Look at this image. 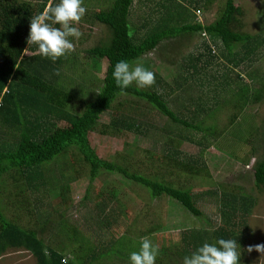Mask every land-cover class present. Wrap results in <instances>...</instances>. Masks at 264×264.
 Returning a JSON list of instances; mask_svg holds the SVG:
<instances>
[{"label":"rangeland","instance_id":"obj_1","mask_svg":"<svg viewBox=\"0 0 264 264\" xmlns=\"http://www.w3.org/2000/svg\"><path fill=\"white\" fill-rule=\"evenodd\" d=\"M160 1L166 2L134 0L129 25L132 34H136L138 25L145 22L149 26L152 20L159 17L160 8L157 2ZM109 3L110 0H83L87 13L78 25L83 35L78 40L70 38L75 50L64 57L65 60L57 71V82L64 85L65 89L75 90L76 93L82 92L80 89L87 86L93 89L103 77L107 61L88 55L86 49L104 43L109 38L106 26L90 19L92 12ZM235 3L241 10L240 30L253 35L256 41L263 40L259 47L257 45L255 51L245 58L242 47L238 44L234 51H238V56L243 59L237 66L234 67L225 59L227 54L219 41H210L214 45L213 54L216 57L206 63L208 57L204 54L200 61H196L198 67L195 71L188 66L183 68L189 57L204 52L202 41L208 36H204V33L185 34L162 41L154 50L130 65L135 67L142 64L153 71L155 90L163 94L176 114L183 116L191 124L201 123L203 120V124L213 122L222 128L227 126L230 114L237 112L235 123L225 129V141L204 131H196L175 123L147 101L132 95H121V107L105 112L100 121L108 124L114 115L120 117L121 114H134L133 119L144 121L138 131L125 127L124 123L120 125L125 129L121 133L108 129L112 133L91 132L88 135L91 147L101 159H112L117 153L131 154L139 162L141 172H161L176 185L191 186L197 196L196 205L202 215L197 217L189 213L178 201L166 195L152 199L142 185L126 182L119 175L103 169L90 183L86 168L77 165L74 172L78 178L69 182L65 204L57 193L58 188L47 190L42 199L38 210L50 213L49 223L44 225L39 217L40 211L30 205L31 215L22 210L18 213L24 226L35 228L45 243L50 242L54 246L68 244L66 224L62 227L63 234H59L58 222L61 218L69 220V223L77 222L79 233L90 243H97L98 240L105 242L110 237L117 238L127 234L124 238L130 239L132 243L129 245L125 240L122 245H117L121 252L127 254L139 250L137 239L148 238L159 247L177 245L181 248L182 236L186 229H207L213 233L221 226H228L233 230L231 234L244 238L238 250L241 254L240 264H264V258H261L259 252L247 251L249 245L264 243V189H258L253 178L254 168L264 155V0H235ZM202 6H197L199 10L190 7L195 13L194 20L205 24L215 17L217 0L207 9ZM144 30L145 28H142L138 35L142 36ZM31 54L33 52L28 50L24 55ZM73 59L75 61L71 62ZM227 73L234 79L235 73L241 75L240 80L230 82L232 91L236 92L238 87L243 85L245 87L241 94L228 92L225 96L227 107L218 110L220 106L216 103L222 99V89L219 87L224 85L222 80ZM226 90L229 91L230 88ZM235 102L242 110L238 111L232 106ZM211 112L213 115L207 117ZM110 125L112 124L107 126ZM245 133L247 134L243 135ZM171 150L177 151L180 158L198 160V164H205V168L197 175H190L170 166L168 155ZM77 155L75 152L71 153L70 160H78ZM150 155L153 156L152 159L149 158ZM55 172L57 168L54 169V174ZM112 180L115 181L114 184L103 193V186L110 184ZM112 189L119 191L121 203L110 195ZM85 194L88 198L84 197ZM28 196L32 197L30 194ZM223 196L229 200H232L233 196L237 198L235 206L238 215L232 217L229 222H226L222 212L226 210L223 207ZM240 196L248 201L242 204ZM245 207L248 210L243 212ZM111 208L115 213L113 215H110ZM98 213L100 216L108 213L110 223L96 226ZM151 229L152 232L149 231ZM75 244L70 242L69 246L74 247ZM69 246L65 249L67 252ZM174 258L175 261L168 259L160 264H182L183 257ZM100 261L104 264H130V258L118 259L113 254L103 256ZM0 264H36V260L29 251L9 248L0 256Z\"/></svg>","mask_w":264,"mask_h":264},{"label":"trees","instance_id":"obj_2","mask_svg":"<svg viewBox=\"0 0 264 264\" xmlns=\"http://www.w3.org/2000/svg\"><path fill=\"white\" fill-rule=\"evenodd\" d=\"M201 1L157 2L160 8L159 17L152 20L149 26L143 20L144 23L135 29L136 34H132L129 28L134 0H110L107 6L92 12L90 19L104 24L109 31V38L104 43L86 49V53L100 60L105 59L107 66L103 77L98 81L101 82L100 86H98L99 83L93 89L87 86L80 89L82 92L76 93L75 90L65 89L64 85H59L57 82L59 76L57 71L65 60L64 57L53 62L50 58L38 54L37 45L29 48L33 54H23L24 49L28 47L26 37L30 31V18L41 13L49 0H0V256L7 249L15 248L29 251L35 258L36 264H104L100 259L110 254L118 259L130 258V254L121 252L120 247H117L125 240L129 245L132 243L130 239L124 238L128 236L127 234L117 238L110 237L105 242L98 240L97 243H90L85 241V237L79 233L77 222L69 223V220L61 218L58 222L59 234H63L62 227L66 224L68 244L54 246L50 242L45 243L38 236V230L24 226L20 222L18 213L22 210L27 215H31L30 205L38 210L49 189L52 191L58 188L57 193L65 204L69 182L78 178L77 173L74 172L77 165H83L86 168L90 183L103 169L119 175L126 182L142 185L152 199L166 195L178 201L189 213L197 217L202 215V211L196 205L197 196L191 186L176 185L161 172L152 171L150 174L141 172L139 162L131 154L117 153L112 159H101L88 139L91 132L107 134L112 133L108 130L112 129L121 133L125 131L120 127L124 123L125 127L138 131L144 125V121L133 119L134 114H121L120 117L114 115L108 124L100 122L105 112L121 107V95H132L147 101L175 123L196 131H204L212 137H219L225 141V129L235 123L234 118L237 112L230 114L227 126L222 128L213 122L203 124V120L200 121L201 123L191 124L183 116L176 114L169 107L163 94L155 90L153 86L140 89L134 83L122 92L116 86L112 75L116 62L125 60L133 65L162 41L185 34L208 35L207 39L202 41L204 52L189 57L187 64L182 66L183 68L188 66L194 71L198 67L196 61H200V57L204 54L208 57L206 63L215 57L214 45L210 41L221 43L228 61L234 67L262 43L263 40L256 41L253 35L240 30L241 10L235 0H217L215 17L205 24L194 20L195 13L190 6L199 10L197 6L201 7L202 4V7L207 9L216 0ZM52 2L55 5L60 0H52ZM87 3L89 4L88 1ZM142 28H145L144 34L139 36ZM238 44L242 47L245 55L243 57L238 56V51H234ZM74 61V59L71 60V62ZM234 77L240 80L241 75L235 73ZM235 79L231 74L224 75L222 80L224 85L221 87L222 92L220 91L222 99L216 103L220 107L217 108L215 105L218 110H224L223 108L227 107L225 96L228 92H235L230 87V82ZM244 87L245 85L238 87L235 93L241 94ZM228 88H230L229 91L226 90ZM232 106L238 111L242 110L236 102L232 103ZM212 115L211 112L207 117ZM109 124L112 125L109 127L107 126ZM73 152L79 155H77L78 160H70ZM168 157L170 166L188 172L190 175H197L205 168V164H198V160L180 158L178 152L174 150H171ZM149 158L152 159L153 156L150 155ZM55 168L57 172L54 174ZM73 173L75 175H72ZM253 178L258 189H264V155L254 168ZM114 182L112 180L110 184L106 183L102 192L108 190ZM118 192L112 189L110 195L121 203ZM86 194L84 197L88 198ZM223 197V207L226 210L222 212L225 214L226 222H229L232 217L238 215L235 206L237 198L233 196L232 200H229ZM240 197L242 204L248 201L247 198ZM112 210L113 208L110 215L115 214ZM247 210L248 208L245 207L243 212ZM38 211H40L39 217L42 223L48 224L50 213L46 210ZM100 213L95 220L96 226H101L102 223L109 224V214L100 216ZM149 231L152 232V229ZM231 232L233 233V230L228 226H221L213 233L207 229H186L182 236L181 248L177 245L159 247L156 264L168 259L175 261L174 256H190L204 243L214 244L220 238L236 240L238 251L244 238ZM137 240L140 245L141 240ZM70 242L76 243L74 247L69 246ZM68 246L67 252L65 249Z\"/></svg>","mask_w":264,"mask_h":264},{"label":"clouds","instance_id":"obj_3","mask_svg":"<svg viewBox=\"0 0 264 264\" xmlns=\"http://www.w3.org/2000/svg\"><path fill=\"white\" fill-rule=\"evenodd\" d=\"M86 13L83 0H60L55 5L49 0L41 13L30 18V31L26 37L28 47L24 49V54L32 45H37L38 54L53 62L69 55L75 50L70 38L78 40L83 35L78 25ZM112 75L122 92L133 83L140 89L155 84L153 71L142 64L131 67L125 60L116 62ZM253 250L264 258V243L249 245L247 251L251 253ZM158 255L159 245L142 238L139 250L130 254V264H156ZM240 257L236 240L220 238L214 244L204 243L190 256L183 257L182 264H240Z\"/></svg>","mask_w":264,"mask_h":264},{"label":"crops","instance_id":"obj_4","mask_svg":"<svg viewBox=\"0 0 264 264\" xmlns=\"http://www.w3.org/2000/svg\"><path fill=\"white\" fill-rule=\"evenodd\" d=\"M216 57V56H215ZM228 57H229V55H228ZM227 61H228V59H227V56H226V58H225ZM228 63H231L230 61H228ZM220 89H221V87H219Z\"/></svg>","mask_w":264,"mask_h":264}]
</instances>
